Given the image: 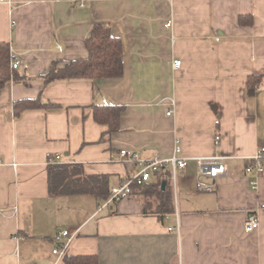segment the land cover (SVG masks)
Returning <instances> with one entry per match:
<instances>
[{
    "label": "crops",
    "instance_id": "obj_1",
    "mask_svg": "<svg viewBox=\"0 0 264 264\" xmlns=\"http://www.w3.org/2000/svg\"><path fill=\"white\" fill-rule=\"evenodd\" d=\"M96 25L120 38L122 76L48 82L54 65L89 57ZM0 43L12 55L0 89V264H67L53 253L64 230L75 235L68 257L98 264H264V173L254 187L246 172L264 146V0H0ZM25 101L42 107L19 110ZM123 150L188 166L108 203L140 168ZM219 156L228 173L199 178L197 159ZM50 165L99 177L107 197L52 195ZM147 186L171 191V213L159 215ZM250 215L259 228L248 233Z\"/></svg>",
    "mask_w": 264,
    "mask_h": 264
},
{
    "label": "trees",
    "instance_id": "obj_2",
    "mask_svg": "<svg viewBox=\"0 0 264 264\" xmlns=\"http://www.w3.org/2000/svg\"><path fill=\"white\" fill-rule=\"evenodd\" d=\"M86 48L89 57L86 60L66 64L63 68L54 65L47 75L48 82L56 79H103L118 78L123 74V47L120 38L112 34L111 29L105 25H96L89 39L86 41ZM12 55L10 46L0 43V89L12 78L11 73ZM257 83H251L250 93H254ZM19 110L42 105L37 101H25L17 105ZM113 115L117 116L120 110H112ZM111 111V112H112ZM112 115L113 118H115ZM50 193L52 195H77L92 194L106 198L104 182L99 177L84 178L82 169L78 166H49ZM84 178V179H83ZM148 183L138 186L145 188ZM145 192L157 194L159 199V215L173 211L171 191H162L156 186H147ZM153 187H156L154 189ZM151 188V189H150ZM67 264H98L95 257H68L65 256Z\"/></svg>",
    "mask_w": 264,
    "mask_h": 264
},
{
    "label": "built area",
    "instance_id": "obj_3",
    "mask_svg": "<svg viewBox=\"0 0 264 264\" xmlns=\"http://www.w3.org/2000/svg\"><path fill=\"white\" fill-rule=\"evenodd\" d=\"M80 5L84 6V3L81 2ZM170 26V23L166 25L167 28H170ZM19 65L20 62L18 61H14L12 64L14 69H17ZM181 65L182 61H175L173 67L174 69L178 70L181 68ZM171 114L172 111L168 113V115ZM219 140L220 138L217 137L216 141ZM180 152L181 147H176L175 153L179 154ZM121 156L127 159L136 160L140 168L136 172L132 173L123 184L111 190L108 203L116 204L121 202L122 200L129 198L135 186H142L152 179V172H163L171 166L174 171L178 170L179 173L185 175V171L188 166L187 160L179 158L176 155L166 160L154 157L153 159L146 161L139 159L137 155H133L127 150H123L121 151ZM197 165L199 170V178L216 180L228 173L226 157H201L197 159ZM246 172L250 175L254 174L256 180L252 182V185L256 187L258 184L259 176L264 173V146L260 147L255 155L248 159ZM203 188L207 191H211L213 190L214 185H204ZM258 228L259 222L257 218L253 215L248 216L245 222V231L251 233L256 231ZM74 239L75 235H72L68 230H64L58 233L55 237V249L53 250L54 255H56L58 258L64 259L65 256L68 255L69 248L72 245Z\"/></svg>",
    "mask_w": 264,
    "mask_h": 264
},
{
    "label": "water",
    "instance_id": "obj_4",
    "mask_svg": "<svg viewBox=\"0 0 264 264\" xmlns=\"http://www.w3.org/2000/svg\"><path fill=\"white\" fill-rule=\"evenodd\" d=\"M166 186V183H163V188Z\"/></svg>",
    "mask_w": 264,
    "mask_h": 264
}]
</instances>
